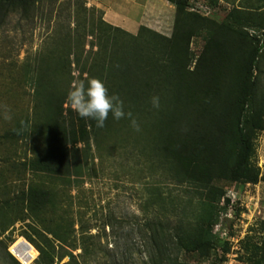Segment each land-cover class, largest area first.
Segmentation results:
<instances>
[{
  "label": "trees",
  "instance_id": "1",
  "mask_svg": "<svg viewBox=\"0 0 264 264\" xmlns=\"http://www.w3.org/2000/svg\"><path fill=\"white\" fill-rule=\"evenodd\" d=\"M48 1L0 0V26L11 13L28 17ZM168 1L174 6L168 36L145 26L132 35L100 20L82 35L68 36L69 66L74 64L79 81L103 80L123 99L140 131L111 114L103 128L81 119L66 99L72 79L68 89L61 87L54 61L38 74L39 106L34 104L30 118L1 127L0 264H21L2 237L16 222L25 224L22 235L38 251L33 264L64 257L63 264H80L81 254L73 251L85 252L86 234L80 225L76 231L70 191L81 185L89 154L103 142L129 143L162 170L168 185L184 189L182 195L168 191L152 199L157 207L144 224L152 253L147 264H193L179 261L181 252L209 256L221 244L212 232L215 202L223 198L224 208L230 202L218 183L264 181L251 162L255 135L264 130V41L246 29L264 30V0H224L231 8L220 22L190 11L189 0ZM202 32L205 43L194 59L191 39ZM86 36L93 39L86 43ZM85 45L93 59L82 61L79 48ZM29 138L37 144L18 160L15 146ZM25 172L49 181L13 189ZM246 244L247 261L264 264V234L259 245Z\"/></svg>",
  "mask_w": 264,
  "mask_h": 264
},
{
  "label": "rangeland",
  "instance_id": "2",
  "mask_svg": "<svg viewBox=\"0 0 264 264\" xmlns=\"http://www.w3.org/2000/svg\"><path fill=\"white\" fill-rule=\"evenodd\" d=\"M189 2L190 11L218 22L231 8V4L224 0ZM261 10L264 11V7ZM173 16L174 8L168 0H51L39 5L28 17L11 13L0 26V129L4 123L12 124L14 119L24 121L30 118L34 104L39 106V101L35 100L39 90L37 77L45 65H51L53 61L59 64L54 76L61 87L68 89L70 79L71 84L79 81L78 70L74 64L69 66L73 55H69L68 36L82 35L91 22L99 20L132 35L137 34L140 26H145L168 36ZM246 29L264 41V30ZM89 39H93L92 36H86V43ZM205 39V32L191 39L190 50L194 59L203 49ZM79 52L82 61L93 59L89 45L84 49L80 47ZM260 81L264 84V71ZM36 144L37 138L20 140L15 146L17 159L30 156ZM123 144L108 141L101 143L98 150L93 148L80 179L81 185L70 191L76 231H80V225L86 234L85 252L81 248L73 251L75 255L81 254L78 258L80 264H147L152 253L144 224L153 215L152 199L155 201L157 195L163 197L168 191L184 194L183 187L168 185L162 170L151 166L145 156L136 152L137 149L129 143ZM251 162L262 175L264 130L255 135ZM32 181L46 183L49 177L25 172L19 186L12 188L19 190ZM218 184L225 189L224 197L234 201L232 216L222 219L228 238L217 237L221 244L207 257L181 252L178 260L193 264H251L247 261V249L251 247L246 243L259 245L264 234V181ZM224 209L221 198L215 202L216 220L212 231ZM24 231H27L25 224L16 222L2 235L10 253V246L19 238L34 248L22 235ZM214 234L219 235L216 231ZM37 255L36 250L27 263L13 256L21 264H33ZM66 261L64 257L55 264Z\"/></svg>",
  "mask_w": 264,
  "mask_h": 264
},
{
  "label": "clouds",
  "instance_id": "3",
  "mask_svg": "<svg viewBox=\"0 0 264 264\" xmlns=\"http://www.w3.org/2000/svg\"><path fill=\"white\" fill-rule=\"evenodd\" d=\"M67 102L76 114L84 120L95 121L96 126L103 128L111 114L116 121L131 120L132 127L140 131V126L130 111H125V103L117 94L110 93L105 82L99 78L78 81L72 84L67 94ZM154 108L160 107L159 97H152Z\"/></svg>",
  "mask_w": 264,
  "mask_h": 264
},
{
  "label": "bare ground",
  "instance_id": "4",
  "mask_svg": "<svg viewBox=\"0 0 264 264\" xmlns=\"http://www.w3.org/2000/svg\"><path fill=\"white\" fill-rule=\"evenodd\" d=\"M10 249L25 263L29 262L36 254V250L23 238L16 240L12 246H10Z\"/></svg>",
  "mask_w": 264,
  "mask_h": 264
},
{
  "label": "built area",
  "instance_id": "5",
  "mask_svg": "<svg viewBox=\"0 0 264 264\" xmlns=\"http://www.w3.org/2000/svg\"><path fill=\"white\" fill-rule=\"evenodd\" d=\"M229 199V198H228ZM233 200H231L230 202H229V204L226 206V208L224 209V211H223V213H220V217H219V220L215 223V225H214V227H213V231L212 232H214L215 233V231L216 232H218L219 233V235L217 236L218 238H220V239H227L228 238V235H227V232H226V230H225V227L224 226H222V219H223V217H225V216H227V217H231L232 216V210H233ZM222 205H224L225 206V203H224V199L222 198ZM262 210H264V209H262ZM263 213H264V211H263ZM10 251H11V249H10ZM11 253L14 255V256H16L15 254H14V252L13 251H11ZM27 263V262H26Z\"/></svg>",
  "mask_w": 264,
  "mask_h": 264
},
{
  "label": "crops",
  "instance_id": "6",
  "mask_svg": "<svg viewBox=\"0 0 264 264\" xmlns=\"http://www.w3.org/2000/svg\"><path fill=\"white\" fill-rule=\"evenodd\" d=\"M173 8H174V6H173Z\"/></svg>",
  "mask_w": 264,
  "mask_h": 264
}]
</instances>
